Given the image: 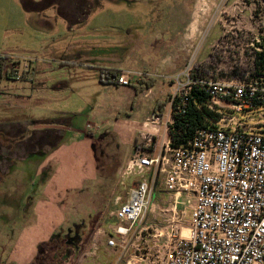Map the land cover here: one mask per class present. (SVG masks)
Segmentation results:
<instances>
[{
	"label": "rangeland",
	"instance_id": "rangeland-1",
	"mask_svg": "<svg viewBox=\"0 0 264 264\" xmlns=\"http://www.w3.org/2000/svg\"><path fill=\"white\" fill-rule=\"evenodd\" d=\"M84 1L78 0V11L83 12V3L88 5ZM91 1L93 9L91 8L88 18L70 28L57 7L44 3L41 5L42 13H36L27 11L20 0H0V56H7L21 63L22 67H30V76L37 68L36 78L43 83L34 91L19 90L21 92L18 96L24 97L15 98V88L20 89L23 84L9 80L0 81V264L7 263L13 249V237L17 240L23 235L26 226L36 222L33 200L36 197L43 198V187L51 178V169L43 168L40 175L38 171L46 159L45 153L49 152V146L53 144L50 139H54V136L48 134L50 139L45 140L43 135L32 133L34 126L39 125L38 120L53 123L58 118L73 119V128L82 126L77 131L87 122L96 126L95 143L91 150L96 158L95 167L98 169L99 178L95 183L85 185L84 191H67L65 200L60 203L63 214L55 213L54 222L58 223L53 224L52 229L61 224L66 212L65 222L56 228L55 233L60 232L61 228L65 230L72 225L84 224L91 227L90 229L95 226V235L92 237L88 234L79 254L68 246L59 247L53 259H46L42 253L31 264H59L58 259H64L67 255L64 250L67 252L69 249L78 258L92 245V241L95 251L84 258L86 264H114L116 261L117 264H129L130 261L140 260L143 264H164L163 246L166 238L154 237L155 233L151 230L144 231L141 235L132 236L131 233L126 241L125 251L120 247L107 249L109 239H117L119 242L116 229L121 223L116 219L115 213L127 201L128 193L141 180L139 175L131 176L135 178L131 180L124 179L121 175L118 182L106 181L107 176L116 179L113 164L124 163L130 153L128 146L121 150L116 149L121 141L119 142L113 130L118 120L125 126L135 122L142 123L147 113L153 111L154 100L160 95L159 91L157 88L153 89L149 98H145L148 91L136 96L134 86L117 88L103 83L99 78L95 79L93 71L79 66H64L62 63L71 59L75 62L81 60L92 63L93 66L107 62L125 70H148L156 72V76L161 75L157 66L172 56L170 49L180 40L185 21L189 19V24L198 27V32L191 39H181L179 46L185 49L182 51L184 66L195 58L197 64L201 63L202 68L207 71L206 76L209 78H241L243 72L252 65V44L255 45L256 39H261L264 35V0ZM174 13L177 18L175 21L169 18ZM238 21H241V27ZM213 41L217 42L210 44L207 49L206 46ZM240 47L248 49L247 53L240 54ZM58 82H65L70 87L54 91L53 87ZM4 88H11V91L2 96L1 90ZM70 88L78 92V98L77 101L68 103L63 98ZM166 88L167 86H163V100ZM4 98L9 100L8 105L12 107L2 105L1 99ZM133 99L136 100L135 103ZM222 107L229 109L230 104L222 103ZM227 114L252 126L255 132H264V107L239 114L227 111ZM6 117L9 119L1 121V118ZM53 126L49 124L47 128H54ZM68 131L67 142L75 135ZM106 132L111 133V143L107 145L102 143L104 139L101 138ZM30 136L33 140H29ZM160 140L162 141L161 138ZM48 141L50 145L45 146ZM37 142L42 151L35 152ZM105 145L109 146L106 151L103 148ZM154 145L155 143L147 148L149 152L146 156H154ZM104 152L107 163H112L107 168L103 165L106 162L105 157L100 158ZM55 168L57 167L53 168V172ZM149 176L150 173L147 172L145 177ZM105 177V180H101ZM163 196V184L160 181L158 191L152 192L150 201L155 207L151 217H155V224L160 230H163ZM169 204L171 202L166 207ZM193 204L186 200L177 203L181 207L191 205L186 209L185 226L192 221ZM19 208H22L21 213H18ZM42 247L46 249L45 246ZM40 249L41 247L38 248ZM119 255L120 260L117 259ZM73 262L70 261L71 264Z\"/></svg>",
	"mask_w": 264,
	"mask_h": 264
},
{
	"label": "built area",
	"instance_id": "built-area-1",
	"mask_svg": "<svg viewBox=\"0 0 264 264\" xmlns=\"http://www.w3.org/2000/svg\"><path fill=\"white\" fill-rule=\"evenodd\" d=\"M263 38L264 35L252 44V65L241 78L196 79L193 77L195 58L181 71L166 77L172 91L164 132L160 130L162 117L153 114L145 124L151 131L143 135L147 148L155 143L157 136L162 137V144L154 156L134 155L123 171V178L139 175L141 180L115 213L121 223L116 229L119 242L109 239L110 247L126 250L129 235L140 225L150 206L152 192L162 181L164 189L173 195L174 204L183 200L194 203L192 221L185 233L175 226L154 235L167 240L164 264H264V132H255L252 126L227 114V111L239 114L264 107V69L254 64L258 54L264 53ZM0 57L17 63L7 56ZM11 73L18 82L28 78L15 67ZM132 76L143 78V74L121 71L109 81L129 87ZM195 89L210 95L209 108L220 114L218 127L199 129L187 145L173 148L170 128L174 117L185 113ZM222 103L230 104V108L222 107ZM187 207L181 213L183 219ZM129 264H143V261Z\"/></svg>",
	"mask_w": 264,
	"mask_h": 264
},
{
	"label": "crops",
	"instance_id": "crops-1",
	"mask_svg": "<svg viewBox=\"0 0 264 264\" xmlns=\"http://www.w3.org/2000/svg\"><path fill=\"white\" fill-rule=\"evenodd\" d=\"M20 1L22 2L23 7L29 12H36V13L41 12L42 13L43 8H41V5L44 3L50 6H53V7H57L58 12L68 22L70 28H73L74 26L70 25L69 19L77 18L82 13V11H78V8H79L78 0H20ZM84 2H87L88 5L86 3L85 4L83 3V5L80 3V5L84 7L83 12L87 6L89 7L93 5L92 3L93 1L91 0H85ZM169 18L170 20L175 21L177 19L176 13L171 14ZM161 21L163 22V20ZM180 21H183V20L180 19ZM188 21L189 19L185 21V26L182 29V35L180 37V40L177 42V44L174 45V47L170 49L172 56L168 57V60L162 61L157 66L158 67L157 70L161 71V75L156 76L155 74L156 72H150L148 70H139V71L125 70L119 66H116V64H109L107 62L93 66L92 63H85L81 60L79 62L78 61L75 62V60L71 59V61H66L65 63H62V65L64 66H68V65L72 67L79 66L81 68H84L85 70L93 71L95 72V79L99 78V80H102L101 79V69L103 68L124 70L125 72L132 73L135 75L143 74V79H144L143 81L150 83L151 85L150 87L146 86L145 88V85L143 84L144 82L141 81L142 79H139L138 77L134 78L132 76L130 79L131 86L124 87V88H130L134 86L136 96L138 93H140L138 95H143L144 93L148 91V93L145 94V98H149L148 96L150 93L151 95L153 94L152 93L153 89L157 88V90L159 91L158 93L160 95H157L155 97L156 100H154L155 107L153 111L149 114L147 113L142 123L135 122L133 123V125L131 124L130 126L129 125L125 126L124 123L122 122H121L122 123L121 125V123L119 122L120 120H118L117 126L114 127V130L112 129L113 132L117 135L119 142L121 141V143H118V144L116 143L117 144L116 149L121 150V148L128 146L130 149V153L124 159L125 160L124 163H120V164L116 163V165L113 164L114 166L113 168L116 169V175H117L116 179L113 178V176L112 177L107 176L106 181L118 182V180H121L120 176L122 175L123 171L125 170L130 160L133 158V156L136 154H142L145 156L146 153L149 152L145 145V140H144L143 135L151 131L150 129H147L145 127V124L148 123L149 119L151 118L153 114H158L162 117L163 125L161 126L160 130L164 132V126L168 120L167 119L168 115L170 114V104L168 101V105L166 106L165 110L164 111L161 110V112H160V109L157 108V105L159 102H162L166 98H168L172 91L171 84L170 82L166 80V77L172 76L184 68V58H183L182 51L185 49L179 46L181 39L183 41L185 39H191L192 37L196 36L198 32V27H195L192 24L190 25ZM240 23L241 21L239 22V25L241 27L242 25ZM243 36L244 34L241 35V37ZM216 42L217 41L210 42L206 46L207 49H209L210 44L212 43L214 44ZM244 46L245 45H243V47ZM192 47L194 46L192 45ZM241 49L242 51L244 50V53L241 51L240 54H246L248 51V49L246 48H241ZM80 57H83V55ZM18 67H19V70L23 73H27L29 72L28 70L31 69L30 67L29 68L25 66L22 67L21 63H18ZM37 72L38 70L37 68H35L31 76L27 75L26 77L28 78H25V80L20 82L23 85H21V88L18 87L20 89H17V87L15 88L16 89L15 98L24 97V96H18L19 92H21L19 90H22V91L33 90L34 91L35 88L37 89L41 85H43V83H40L41 81H39L38 78H36ZM159 80H161L162 83ZM141 83L143 85H141ZM68 85L69 84H66L65 82H58L56 85H54L53 88H54V91H60V90L62 91V89H67L66 87H70ZM111 85L117 88L121 87L116 84H111ZM163 86H167L166 88L167 92H166V96H164L165 97L164 100H163ZM141 87H143V91L140 90ZM9 91H11V88L10 90H8V88L2 89L1 90L2 96H5L7 92ZM65 93H66L65 98H63L64 95L62 94L63 95L62 98L64 99L65 102L69 103L70 101L71 102L77 101L78 92H75V90H71L70 88ZM133 102L135 103L136 100L133 99ZM1 103L4 106L8 105L9 100L5 98L3 100L1 99ZM8 106L12 107L10 105ZM6 119H9V118L8 117L1 118V121H4ZM72 120L73 119L61 120L60 118H58V119H55L56 122L54 121L53 123L51 122L52 124L46 120H41V121L38 120L40 121V122L37 121L39 125L34 126L35 129L32 133L39 134L41 136L43 135L42 138H44L45 140L50 139L48 134H52L54 136L53 137L54 139H50L53 144L50 145L49 144L50 141H48L45 144V146L50 145L49 146L50 150L49 152L45 153L46 159L41 163V165L39 166L40 167L39 171H38V175H40L43 168L51 169V172H50L51 178L49 182L43 187V198L41 199L40 197L39 199L38 197H36L35 200H33L35 202L34 213L37 215L36 222L33 223L32 225L26 226V228H24L25 231L23 235H20V237H18L17 240L13 237L14 239L13 244H12L13 249L9 254L6 264H31L33 260L35 259V257H38V255L42 253H44L46 259L47 258L53 259L55 251L59 249V244L53 243V240L55 237L54 235L56 234L55 230L56 228L58 229L61 226V224L65 222L64 215L67 214L65 212V214L62 217L63 219H62L61 224L55 229H52L53 224L56 225L58 223L57 221L54 222L55 213L57 212L58 215H60V213L63 214V210L61 211L60 209V203H63V201L65 200V197L67 196L66 194L67 191L68 192L69 191L76 192L77 190L84 191L85 189L83 188L85 185L95 183L99 178L98 169L95 167L96 158L94 156L93 151L91 150L92 145L95 143L96 126L87 122L84 124L83 128L80 131H77L76 129H80L82 126H80V128L77 126L73 128L71 126ZM40 123L42 124L40 125ZM49 124L54 125L53 126L54 128H47V125ZM104 129L106 128L104 127ZM67 130L75 133V135L72 138H70L69 142L66 141ZM110 134L111 133L106 132L105 134L101 135V138L104 139V141L102 140V143L106 145L107 143H111L109 142ZM160 138L162 137L160 136L156 137L155 145L156 143L157 145L156 146L154 145L153 147L154 155H156L160 150V145L162 144V141L160 140ZM30 139L33 140V137L30 136L29 140ZM23 142L25 144V141ZM113 143L115 142L113 141ZM36 144L38 146L35 147L37 149L35 150V152L39 150L42 151L43 149L41 148V145L38 142ZM106 145L103 147L105 151L107 150V147H109ZM156 147H158V149ZM104 157L106 161V158H107L106 152L102 153V155L100 156V158H104ZM110 164L112 163H107L106 161L105 164L103 165L107 168ZM54 167H57V168H55L53 172ZM105 179L106 177L101 178V180H105ZM124 179H127V178H124ZM131 179H135V178L128 177L127 180H131ZM158 187H159V184L157 185L155 192L158 191ZM163 194H164L163 196V231H169L173 227L176 226L183 233H185L186 228L189 226V224L188 226H185V221L187 220H186V217L184 219L181 218V213L183 212L186 206L181 207V206H178L177 203L174 204L173 195L168 193L164 189V187H163ZM150 201H152V199ZM169 202H171V204H169V207H166V204ZM21 209L22 208H19L20 211H18V213H21ZM154 211H155V207L153 203L150 202V207L145 213L142 222L140 223V225H137L132 235L134 234L141 235L144 231L147 232L150 230L154 233L156 232L158 233L162 231V229L160 230V228H158L159 226L155 224V220H156L155 217L153 216L151 217V214H153ZM95 229H96L95 226L94 228L91 229L92 232H90V235H92V237H94L95 235L94 233ZM14 236L16 235L14 234ZM8 240L12 242L11 238H9ZM42 246H45L46 249H43ZM166 246H167V240L165 242V245L163 246L164 254L166 251ZM39 247H41L40 250H38ZM107 247H108L107 249H113L108 244H107ZM94 251L95 249H93V241H92V245H90L83 254L79 255L78 258L77 256H74V254L71 253L70 256H66L64 259L59 258L58 262L59 264H71L70 261L73 262L75 261V259H78L72 264H86L87 261H85L84 258H86L89 254L91 255ZM120 258L121 256L119 255L117 259L120 260ZM114 264H117V261Z\"/></svg>",
	"mask_w": 264,
	"mask_h": 264
},
{
	"label": "trees",
	"instance_id": "trees-1",
	"mask_svg": "<svg viewBox=\"0 0 264 264\" xmlns=\"http://www.w3.org/2000/svg\"><path fill=\"white\" fill-rule=\"evenodd\" d=\"M91 8L93 9V5L86 7L84 12H82L81 15L77 18L69 19L70 25L76 26L77 24L84 22V20L87 19L88 14L91 12ZM262 40L263 42L261 44V47L264 48V38ZM254 64L256 67L264 69V53L258 54V57L254 61ZM13 67L20 71L18 63L12 64L8 58L0 57V81H16V79H14L12 76L13 74L11 73ZM202 67L203 66L200 64L195 65V71L193 72L194 78L200 79L207 75V71H205ZM119 72H121V70L104 68L101 69L102 82H105L106 84H112L109 81L110 78L115 77ZM23 75L26 77L27 75H29V72L23 73ZM103 77H106L105 81H103ZM143 80L144 79L142 78L141 81L144 82ZM143 84L145 85V88L146 86H151L150 83L147 82H144ZM143 84L141 83V85ZM140 90L143 91V87H141ZM168 101L169 97L164 101L158 103L157 108L160 109V112L161 110H165L166 106L168 105ZM210 103L211 97L206 92L200 89H195L192 92L191 96L189 97V102L185 109V113L180 116H175L174 123L170 128V137L172 140L173 148L187 145L193 139L195 133L199 129H214L218 127L217 123L219 121L220 114L216 111H212L209 108ZM2 124L3 123L1 122V127L3 126ZM110 224H112V222H110Z\"/></svg>",
	"mask_w": 264,
	"mask_h": 264
},
{
	"label": "flooded vegetation",
	"instance_id": "flooded-vegetation-1",
	"mask_svg": "<svg viewBox=\"0 0 264 264\" xmlns=\"http://www.w3.org/2000/svg\"><path fill=\"white\" fill-rule=\"evenodd\" d=\"M90 228L91 227H87L84 224H82L81 226L72 225L71 227H68L65 230L61 228L60 232L54 235L55 237H54L53 243L59 244V247L66 248L68 246L69 248L72 249V251H76L78 253L80 252V248L82 244L84 243V241L86 240L88 234H90V231H91ZM64 251L65 253H67L66 256H70L71 254L70 249L67 252L66 250Z\"/></svg>",
	"mask_w": 264,
	"mask_h": 264
}]
</instances>
